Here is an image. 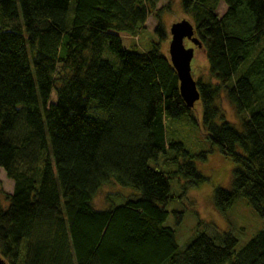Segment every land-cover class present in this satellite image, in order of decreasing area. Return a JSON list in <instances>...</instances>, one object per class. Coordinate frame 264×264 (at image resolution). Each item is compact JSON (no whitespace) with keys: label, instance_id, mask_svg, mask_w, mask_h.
<instances>
[{"label":"trees","instance_id":"trees-1","mask_svg":"<svg viewBox=\"0 0 264 264\" xmlns=\"http://www.w3.org/2000/svg\"><path fill=\"white\" fill-rule=\"evenodd\" d=\"M162 1L0 0V168L15 185L0 200L7 264H264V227L241 246L217 231L182 249L166 226L173 188L206 181L195 160L208 153L169 132L198 111L164 49L175 0ZM180 5L207 60L205 81L192 72L206 137L237 165L215 207L227 218L243 202L264 221V0ZM150 17L158 39L138 52ZM109 185L137 193L97 210Z\"/></svg>","mask_w":264,"mask_h":264},{"label":"rangeland","instance_id":"rangeland-1","mask_svg":"<svg viewBox=\"0 0 264 264\" xmlns=\"http://www.w3.org/2000/svg\"><path fill=\"white\" fill-rule=\"evenodd\" d=\"M167 0L160 3V7ZM174 13L164 15L165 24L168 26L183 20L184 14L179 7V0H175ZM226 7L222 4L218 13L224 14ZM157 21L150 17L147 22V28L144 33L139 35L136 40L138 52H147L151 49L152 43L158 38L154 32L157 28ZM188 48L195 47L191 42H186ZM164 49L169 53V44L164 45ZM207 60L202 51H198L192 61V72L196 79L206 80ZM194 78V79H195ZM200 102V101H199ZM196 104V113L192 119H184L174 122L170 127L178 140L185 144V147L191 154L207 152V160L196 159L195 163L198 171L205 177L206 181L193 186L182 177L181 183L177 182L178 188L174 187L172 195L174 199L170 201L167 210L170 212L166 222L167 227L176 228L178 243L182 249H185L198 234H217L219 232H232L238 238L240 246L251 240L259 230L264 227V221L251 211L243 202L234 205L225 218L215 207L214 198L219 189H229L233 180V172L237 165L221 152L213 147L206 137L203 127V112L201 103ZM225 112L229 121L237 123L238 119L232 105L225 95H223L218 104ZM172 134V133H171ZM154 165V162L151 163ZM174 186V181L172 182ZM14 182L8 179L6 173L0 168V200L4 206H7L6 195L14 192ZM137 192L131 188H125L120 185H109L101 189L95 199L94 206L97 210H106L112 203H122L125 198L134 195ZM182 214V215H180ZM180 216V225L177 220Z\"/></svg>","mask_w":264,"mask_h":264},{"label":"water","instance_id":"water-1","mask_svg":"<svg viewBox=\"0 0 264 264\" xmlns=\"http://www.w3.org/2000/svg\"><path fill=\"white\" fill-rule=\"evenodd\" d=\"M171 41L169 44V57L180 81L181 95L189 108H194L201 100L197 81L192 73V61L195 58V48L202 49V44L195 37L194 26L189 20L174 23L170 29ZM195 47L188 48L186 42ZM0 264H7L0 256Z\"/></svg>","mask_w":264,"mask_h":264}]
</instances>
